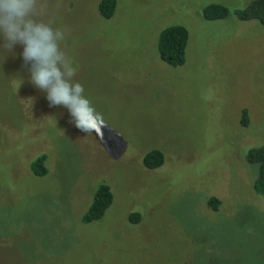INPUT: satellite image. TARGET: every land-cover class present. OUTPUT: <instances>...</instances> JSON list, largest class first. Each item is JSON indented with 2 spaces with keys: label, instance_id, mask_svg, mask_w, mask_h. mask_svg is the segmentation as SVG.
Returning a JSON list of instances; mask_svg holds the SVG:
<instances>
[{
  "label": "rangeland",
  "instance_id": "obj_1",
  "mask_svg": "<svg viewBox=\"0 0 264 264\" xmlns=\"http://www.w3.org/2000/svg\"><path fill=\"white\" fill-rule=\"evenodd\" d=\"M101 1L36 9L65 34L73 79L103 115L95 132L50 106L21 45L0 49V264H264V199L246 159L264 145V25L234 14L253 0H117L111 20ZM211 4L231 14L208 21ZM174 25L190 33L178 68L158 52ZM154 149L166 162L149 170ZM41 154L48 172L37 177ZM102 183L114 203L84 225Z\"/></svg>",
  "mask_w": 264,
  "mask_h": 264
},
{
  "label": "clouds",
  "instance_id": "obj_2",
  "mask_svg": "<svg viewBox=\"0 0 264 264\" xmlns=\"http://www.w3.org/2000/svg\"><path fill=\"white\" fill-rule=\"evenodd\" d=\"M39 0H0V49L23 48L31 82L46 93L50 106H63L74 126L88 134L99 129L103 115L96 111L84 86L74 81L76 68L61 49L65 34L37 16Z\"/></svg>",
  "mask_w": 264,
  "mask_h": 264
},
{
  "label": "trees",
  "instance_id": "obj_3",
  "mask_svg": "<svg viewBox=\"0 0 264 264\" xmlns=\"http://www.w3.org/2000/svg\"><path fill=\"white\" fill-rule=\"evenodd\" d=\"M117 0H102L99 5L100 15L111 20L117 10ZM231 14L228 7L222 4H211L204 10V17L208 21H218L226 19ZM236 18L242 22L258 21L264 25V0H253L247 7L234 12ZM190 33L183 25H174L164 29L159 37L158 52L160 59L167 65L178 68L184 66L187 59V47L189 45ZM250 124L248 110L243 111L241 125L248 127ZM247 162L258 166V174L255 180L254 188L258 195L264 199V145L251 148L246 155ZM47 155L41 154L34 162L32 170L37 177L47 175L46 168ZM166 156L164 152L154 149L148 152L143 165L149 170L160 169L165 165ZM114 194L109 185L102 183L97 187L93 202L82 217L84 225H90L94 222L103 220L107 211L114 203ZM220 201L211 198L208 201L209 207L218 210ZM130 221L138 223L141 221L140 213H134L130 216Z\"/></svg>",
  "mask_w": 264,
  "mask_h": 264
}]
</instances>
